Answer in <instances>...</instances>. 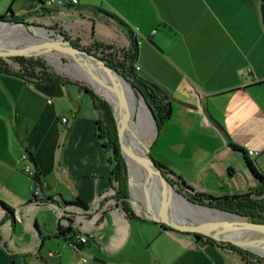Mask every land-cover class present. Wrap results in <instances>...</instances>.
Segmentation results:
<instances>
[{
	"label": "crops",
	"instance_id": "1",
	"mask_svg": "<svg viewBox=\"0 0 264 264\" xmlns=\"http://www.w3.org/2000/svg\"><path fill=\"white\" fill-rule=\"evenodd\" d=\"M113 1L132 16L131 0ZM149 2L161 12L173 9L180 25L171 27L178 32L190 29L186 39L191 45L179 48L148 39L166 57L161 56L166 69H161L159 85L169 92L166 104L171 109L150 149L154 162L175 186L191 195L218 198L248 193L256 181L243 153L264 173V4L258 0ZM78 5L82 9L63 8L86 12L74 21H46L74 36L83 33L94 39L96 32V41L125 51L131 49L132 38L136 40L134 27L147 36L156 27L150 10H135L133 21L119 10L113 9L120 18L106 11L124 27L113 17L85 9L92 5H81L79 0ZM59 10L53 8L47 16ZM90 12L105 18L106 26L127 31L129 44L122 39L108 42L102 32L91 29L88 25L101 29L105 25L89 19ZM113 27L107 29L118 33ZM71 83L37 88L0 73V196L12 209L0 210V264H85L83 258L86 264H243L233 252L213 244L199 248L192 234L141 219L138 212L128 217L121 207L101 209L115 192L113 166L98 138L90 97ZM22 153L31 157L36 180L18 174H23ZM21 184L31 195L30 186H37L40 199L58 198L60 208L80 200L86 209L69 205L65 211L71 215L57 219L52 208L34 206L33 195L28 205L15 209L28 198L19 193ZM14 213L23 216V223L13 221ZM81 235L88 237L85 244L77 241Z\"/></svg>",
	"mask_w": 264,
	"mask_h": 264
},
{
	"label": "trees",
	"instance_id": "2",
	"mask_svg": "<svg viewBox=\"0 0 264 264\" xmlns=\"http://www.w3.org/2000/svg\"><path fill=\"white\" fill-rule=\"evenodd\" d=\"M43 6L38 12H33L35 15L46 16L48 12L53 8H81L78 3L71 4L65 3L60 6H47L42 0H38ZM264 4V0H258ZM82 9V8H81ZM85 9L95 11L99 14L108 15L109 17L115 18L119 24L127 27L122 23L117 17L109 14L108 12L97 8L88 6ZM46 13V14H45ZM0 21L8 22H23V16H16L11 7L7 9L6 15L0 16ZM149 41V40H148ZM131 49L125 54V59L127 62L124 64H118L111 60V55H101V59L107 61L111 67L116 69L125 79H127L139 92L137 93L144 100L146 105L149 107L153 118L156 121L157 129L160 124L165 122L171 115V109L169 107V102L166 104V100L169 99V92L150 77L144 74H140V71H136L134 67V58L137 56L138 44L135 39L131 40ZM74 45V44H73ZM75 46V45H74ZM92 49L89 48L91 52ZM93 52V50H92ZM5 61L13 62L11 66L5 65ZM0 60V73L11 74L24 82L34 85L39 88L41 86L56 85L59 83L70 82L51 71V69L45 64L41 59L34 58H23V57H13ZM76 85L79 89L85 91V93L90 97L92 106L97 115V134L99 140L104 142L103 147L105 151L109 154V162L113 166V179L116 183L115 188V199L120 203L121 209L127 214L128 217H133L134 212L128 203V190H127V179H126V166L124 159L121 155L115 121L108 104L100 100L94 93L81 86L77 83H71ZM140 99V98H139ZM141 101V100H140ZM142 102V101H141ZM143 103V102H142ZM144 104V103H143ZM233 149L241 151L235 147ZM245 155L246 164L252 177L255 179L256 184L253 189H250L248 193L243 195H235L228 197H212L204 195H191L185 193L188 198L196 201L200 205H206L211 208H215L218 212L234 214L238 219L250 221V222H263L264 223V173L259 172L254 165L248 161ZM157 167L161 170L164 176L166 172L158 163ZM34 180L35 178H30ZM36 180V179H35ZM173 184V183H172ZM181 192L183 191L180 186L177 187ZM51 198L42 199V202H51ZM38 202L39 200L36 199ZM65 206H74L82 209H86V205L80 200H76L74 203H64ZM0 210L7 211L8 213L12 211L6 204L0 201ZM169 229V228H168ZM196 242L198 243L201 236L192 234ZM207 244L216 245L224 250H228L237 254L243 264H264V258L252 254L248 251L242 250L228 243H218L209 239H205Z\"/></svg>",
	"mask_w": 264,
	"mask_h": 264
},
{
	"label": "rangeland",
	"instance_id": "3",
	"mask_svg": "<svg viewBox=\"0 0 264 264\" xmlns=\"http://www.w3.org/2000/svg\"><path fill=\"white\" fill-rule=\"evenodd\" d=\"M186 1H188V0H186ZM44 2L46 3L47 0H44ZM64 2L67 3L68 0H64ZM131 2L133 3V7L129 8V9H132V16H131L130 12H128V9L126 7L124 8L123 5H121L120 3H117L116 1H113V0H79V4H81V5H92L95 7H99L105 11L112 13L113 15H116V16H118V15L115 13V10H119V11H121L122 15L126 19H130L131 21H133V14L135 13L134 12L135 10L139 9L141 12L142 11L147 12L150 10V12L155 16L154 22H155V20L157 21L156 27L153 28L154 29L153 32L149 36H147L145 34L140 33L135 27L132 29L133 36L136 38V42L138 44V52H137V56L134 58V64L140 66L142 69H145L146 72L150 73L149 76L152 79H154L158 84L162 85L160 83V82H163L162 81L163 79L161 76V69L162 68L166 69V66L163 65L164 61L162 59L164 54H162L160 52L161 51L160 47L150 44L148 42V39L156 41L159 44H161L160 40H162L163 42H167L165 44V46L166 45H170V46L172 45L175 47L184 48V44L188 43L189 47H191L189 41L186 39V37L188 36L187 34H189V32H190V29H188L186 31L178 32L177 30H175L174 28L171 27V25H177V24H178V26L180 25V21L178 23L176 22V18H179V17L175 12H173V9H168L167 11L162 10V12H161V11L157 10L155 8V5L152 2H149V0H131ZM9 7H11L12 12L15 15L24 16L23 17V23H27L29 25H34V26H41V27L46 28V29H53L54 33H52L51 31L47 32L51 36V38H53V39L57 37L56 34H60L65 39H68L71 43H73L76 47L85 48L88 51H89V48L92 49L93 52H92V50H91V52L90 51L89 52L93 55H96L99 58H101V55H107V56L111 55L112 56L111 60L118 63V64L122 65L125 62H127L125 59V54H127L126 53L127 51H125L124 48H122L116 44H106L103 42L96 41V38H95L96 32H94L95 33L94 34L95 40L92 39L91 37L89 38L88 36H86L83 33H79L75 36L72 34L73 35L72 36L71 34H69V32H68V30H66V28L59 27L56 24L49 23L46 21V19H52L53 22H63V21L64 22H71V21H74L75 19H77L80 14L86 13V12L76 11V10L66 11L64 9H61L59 11H55L50 16L49 15L48 16L47 15L46 16H41V15L38 16V15L33 14L34 11L38 10L41 7L40 2L38 0H0V16L6 15L7 9ZM113 9H115V10H113ZM166 12H169V13H166ZM160 14H162L161 17L159 16ZM87 15H91V16H89V19L98 20V22L100 24H103V25L107 24L105 22V18H103V17L98 18L96 16L97 14H95L94 12H90ZM140 16H142V15L140 14ZM19 22H21V21H19ZM1 24H4V23H1ZM88 26L91 29H92V27H95L96 31L102 32L104 34V36L106 37V39H110V40H108V42H110L113 39H122L125 43H127V45L129 44V35H128L127 31H124L119 27H113L112 25H109V26L105 25L106 27L102 26L104 28L101 29V28L96 27V25L95 26L88 25ZM108 27H111V28L113 27L115 32H118V33H114L112 31H109L107 29ZM10 29L11 28H7L3 25H0V31H1L0 43L2 40H4L5 37H8L7 34H9V32H7V31H11V32L15 33V35H17L16 36L17 38L20 36L19 33L14 32L13 29H11V30ZM4 30H6V31H4ZM155 32H157V34L154 36ZM38 35H41V34H36V35L31 36V37L33 38V37H36ZM43 37L45 39H47L46 36H43ZM48 40L50 41V39H48ZM51 42H53V41L51 40L50 42H46V44H49ZM164 58H166V57L164 56ZM2 60L5 61V59H2ZM43 61L51 69V71L53 73H55L56 75L66 79V80H69L73 83L79 82L81 84H79V83H77V84L82 85L85 88H88L83 84L82 80H80L76 77V71H78V70L73 68V66H72L73 63L71 61L66 60V59L60 60V58H58V57L53 58L51 56L47 57V61H45V60H43ZM5 62H6L5 65H9V66H11L13 64V62H9V61H5ZM78 76L80 77L79 74H78ZM83 79H84V77H83ZM70 88L73 90L77 89L75 86H70ZM126 88L129 92L130 98H131L134 106L137 107L139 109V111H141V113L148 120H150L153 128L155 129L154 123H153L152 118H151V114L147 110L145 104H143L144 100L141 98L140 95L138 97L136 91L129 90V88L127 86H126ZM126 127H127V125L125 124V130H124L125 134L127 133ZM154 129H152V131ZM126 141H127V139H126ZM118 144H119V142H118ZM119 149H120V146H119ZM125 150H126V154L128 157L129 167L131 169L130 170L131 171V173H130L131 178H129L128 172L126 170V172H127L126 173V179H127L128 197L129 198L131 197L134 200V202L128 201L131 209L134 212H136V214H138L140 210L137 206V202H139V203H141V207L144 210V214L146 216L152 214L153 207H155L158 210V212H160L162 210V208L159 207L157 204L153 203V201L150 198V193L148 195L145 191H140L141 189L135 185L134 180H133V175H134L135 170L133 167H131V158H130L132 156L131 149L129 148V146L126 145ZM124 162H125V160H124ZM125 166H126V164H125ZM18 174L23 179L28 181V178L24 174H21L20 172H18ZM155 182L158 183L156 176H155ZM0 187H2L1 183H0ZM173 187H175L174 184H173ZM19 193L26 195V197H28V198L25 202L20 203L18 205H15L13 207L15 209H17L21 205H28L33 200L31 193L27 189V186L25 187L21 184V187L19 188ZM185 193H188V192H185ZM161 197H162V194H161ZM164 200L161 199V201H160L161 205H166V207H168V209H170L172 211L169 204H167V201L166 200L164 201ZM0 201L7 203L3 199H1V196H0ZM219 213L221 214V216H223L225 218L228 217V216H226V215H228V213H221V212H219ZM155 214H157V213L155 212ZM247 240L249 242L255 241V242H259V243H264L263 239L256 238L254 236L248 238Z\"/></svg>",
	"mask_w": 264,
	"mask_h": 264
},
{
	"label": "water",
	"instance_id": "4",
	"mask_svg": "<svg viewBox=\"0 0 264 264\" xmlns=\"http://www.w3.org/2000/svg\"><path fill=\"white\" fill-rule=\"evenodd\" d=\"M4 23L6 25H15L19 26L22 28L26 29H32V30H44L46 32L51 31L54 33L53 29H46L41 26H34V25H29L27 23L23 22H8L4 21L1 22L0 24ZM56 38H52L54 42H58V38L61 40V45L60 46H53L51 48H46L45 46H38L35 44H28L24 46H11L8 48H0V59H6V58H13V57H23V58H34V59H42L47 61V57L53 56V57H58L60 60H69L73 61L75 64L80 65V63L85 64L87 62L97 64L103 71H105L113 80L116 88H117V93L118 96L122 98L123 103H122V117L127 125L129 131L135 135L140 137L141 142H142V149L141 153L139 156L136 158V168H135V178L137 179V182L140 183L142 186V189L149 195L150 190H156L158 192H163L166 195H169L170 197L174 198L175 200L181 199L184 200L192 209L194 215H196V211L194 209L196 208H205L208 210H213L220 214L215 208H211L206 205H200L196 201L190 199L187 197L185 192L191 193V191H180L177 186L173 187L172 180L169 179L167 176H164L161 172V170L157 167L156 163L154 162L151 154H150V149L153 145V142L156 137L157 133V125L156 121L153 118L151 111L149 107L146 105L144 102L147 110L151 114L152 121L154 123L155 129L154 133L151 135V137H145L138 129L137 126L134 125L132 118L129 116V111L127 108V94L123 91L122 85H126L129 90L131 91H136L138 94L139 92L137 89L127 80L125 79L116 69L111 67L109 63L96 55L91 54L87 49L81 48V47H76L71 43L68 39H65L63 36L60 34H56ZM79 83V82H77ZM81 84V83H79ZM83 84L88 87L95 96H97L100 100L106 102L108 106L111 109L114 121H115V126H116V132H117V138L120 146V152L122 157L125 160L128 176H130V168L127 162V159L124 156V151H123V143H122V138L120 134V129H119V116H120V111L116 109L115 103L109 101L107 98L104 96L100 95L90 84L83 82ZM128 92V90H127ZM129 93V92H128ZM153 168L156 170L163 180L165 185H161L159 183H156L152 181L148 175L144 174L141 172V169L144 167ZM130 178V177H129ZM131 202H134L133 198L128 199ZM192 217V219L188 220V223L185 224H174L171 221L167 220L166 217H162L160 220L158 219H153L149 217L143 216L140 211H139V217L144 220H148L151 222L163 224L171 229L183 232V233H190V234H196L198 236H201V239L198 242L199 248H204L206 246V241L205 239H209L218 243H228L232 246H235L237 248H240L242 250L248 251L252 254H255L259 257L264 258V251H261L258 248L252 247V245H249L248 243H242L239 242L235 239H232L231 237L238 235V233L241 230H246L245 235L243 237L248 236L249 233H255V234H260L264 233V223L263 222H250V221H245V220H240L237 219L234 214H228L226 217L228 220H226L224 223L219 222L218 220H212L210 222L207 221H201L197 219L196 217ZM13 219V218H12Z\"/></svg>",
	"mask_w": 264,
	"mask_h": 264
},
{
	"label": "bare ground",
	"instance_id": "5",
	"mask_svg": "<svg viewBox=\"0 0 264 264\" xmlns=\"http://www.w3.org/2000/svg\"><path fill=\"white\" fill-rule=\"evenodd\" d=\"M0 25H3L7 28H11V29H13L14 32L20 34V36L17 38L16 37L17 35H15V33L11 32V31H7V32H9V34H7L8 37H5L4 40L1 41L0 48H8V47L15 46V45L24 46V45H28V44L45 46L46 48H51L53 46L57 47V46L61 45V41H60L61 39L60 38H58V42H54V40L51 38V36L46 31L41 30V29L32 30V29H26V28H22L19 26H15V25H6V24H0ZM4 31H6V30H4ZM0 33H1V31H0ZM36 34H41V35H38V36L33 37V38L31 37V36L36 35ZM43 36H46L47 39H45ZM48 39H50V41L52 40L53 42L46 44V42H50ZM51 57H53V56H51ZM53 58H57V57H53ZM71 62L73 63V65H72L73 68L78 70V71H76V77L78 79L82 80L83 82L90 84L100 95L104 96L109 101L115 103L116 109L118 111H120L119 129H120V134H121L122 143H123L124 156L128 162V157H127L126 150H125V146L127 145L131 149V153H132V156L130 157L131 158V167H133L135 170V168H136L135 162H136V158L141 153L142 142H141L140 137L133 135L129 131L128 127H126L127 133L125 134V132H124L125 122H124L122 114H121L123 100L121 97L118 96L117 88H116L113 80L97 64L87 62L85 64L80 63V65H78V64H75L73 61H71ZM78 74L80 75V77L78 76ZM83 77H84V79H83ZM122 88H123V91L127 94V98H128L127 108L129 111V116L132 118L134 125L138 127L139 131L145 137H151V135L154 133V130L152 131V129H154V128H153L150 120H148L141 113V111H139V109L134 106L124 83L122 85ZM126 139H127V141H126ZM128 165H129V162H128ZM141 172L148 175L149 178L154 182H155V176H156L158 183L161 185H165L163 180L159 176L158 172L156 170H154L153 168H150V166L142 168ZM129 177L131 178V175ZM133 180H134L135 185L141 189L140 191H144L142 189V186L140 185V183L137 182L135 175H133ZM149 193H150V198L153 201V203H155L159 207H161L162 210L160 209L161 211L158 212V210L155 207H153L152 214L146 216L144 214V210L141 207V203L137 202V206L140 210V213L143 216L153 218V219H158V220H160L164 216L167 218V220L171 221L174 224H178V225L188 223V220L192 219L194 213H193L192 209L190 208V206L184 200H181V199L175 200L174 198L170 197L169 195H166L163 192L162 193L158 192L156 190H150ZM160 193L162 194V197H161ZM161 199H163V200L165 199L167 201V204H169V206L171 207L173 212L170 209H168V207H166V205H161V202H160ZM194 210L196 211L195 212L196 215H194V217H196L197 219H199L201 221L210 222L212 220H218L219 222L224 223L227 220L225 217L221 216V214H218L217 212H215L213 210H208L205 208H196ZM155 212L157 214H155ZM245 232H247V231L241 230L238 233V235L236 234V236H233L231 238L235 239L239 242H242V243H244V242L248 243L249 245H252V247H255V248L260 249L261 251H264V243H259V242H255V241L249 242L247 240L248 238H250L252 236L264 240V233H260V234L249 233L248 236L243 237V235H245Z\"/></svg>",
	"mask_w": 264,
	"mask_h": 264
},
{
	"label": "built area",
	"instance_id": "6",
	"mask_svg": "<svg viewBox=\"0 0 264 264\" xmlns=\"http://www.w3.org/2000/svg\"><path fill=\"white\" fill-rule=\"evenodd\" d=\"M65 3L66 2H64V0H47V2L45 4L47 6H53V5L60 6V5L65 4ZM68 3L75 5L78 3V0H68ZM134 67H135L136 71L140 70V68L137 65H134ZM61 122L65 123L66 119L62 118ZM249 154L252 156L257 155V153H253V152H249ZM19 162L23 164L22 173L25 176H27L29 179L33 178L35 172L33 170V165H32L33 162H32L31 157L27 153H22L20 158H19ZM170 179H171V177H170ZM30 191L32 192L33 198L35 199L34 200L35 203H32V204H34V206L45 205V206L52 208L54 211V214L57 216V219L64 218L65 215H66V217L71 215V214H67L68 212L66 213V211H65V208L68 206L63 207V208L62 207L60 208L58 206V201H59L58 198H52L51 202L44 203V202H42V199H40V190L37 186L31 185ZM110 196L113 198H108V200H106V202L104 203V205L101 209L107 210V209H111L112 207H116V208L120 207V203L115 199V192L110 193L109 197ZM36 199H38L39 201L37 202ZM12 218H13V221L15 223H23L24 218L21 214L14 213ZM87 240H88V237L85 235H81V236L77 237V241L79 242V244H85L87 242ZM82 262L86 264L88 262V260L86 258H83Z\"/></svg>",
	"mask_w": 264,
	"mask_h": 264
},
{
	"label": "flooded vegetation",
	"instance_id": "7",
	"mask_svg": "<svg viewBox=\"0 0 264 264\" xmlns=\"http://www.w3.org/2000/svg\"><path fill=\"white\" fill-rule=\"evenodd\" d=\"M166 175V174H165Z\"/></svg>",
	"mask_w": 264,
	"mask_h": 264
}]
</instances>
